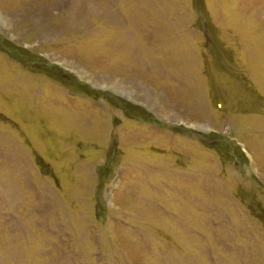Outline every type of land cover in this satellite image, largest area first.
Listing matches in <instances>:
<instances>
[{"label":"rangeland","instance_id":"rangeland-1","mask_svg":"<svg viewBox=\"0 0 264 264\" xmlns=\"http://www.w3.org/2000/svg\"><path fill=\"white\" fill-rule=\"evenodd\" d=\"M0 264H264V0H0Z\"/></svg>","mask_w":264,"mask_h":264}]
</instances>
